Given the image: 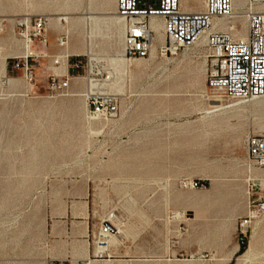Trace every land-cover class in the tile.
Segmentation results:
<instances>
[{"label":"rangeland","instance_id":"obj_1","mask_svg":"<svg viewBox=\"0 0 264 264\" xmlns=\"http://www.w3.org/2000/svg\"><path fill=\"white\" fill-rule=\"evenodd\" d=\"M34 17L48 43L31 44L28 85L6 65L25 52L16 24ZM113 17L115 0H0V264H241L243 241L245 264H264V171L245 145L264 136V97L211 93L205 43L165 53L163 31L147 58L125 59ZM224 21L234 38L247 25ZM99 94L115 117L89 119Z\"/></svg>","mask_w":264,"mask_h":264},{"label":"built area","instance_id":"obj_2","mask_svg":"<svg viewBox=\"0 0 264 264\" xmlns=\"http://www.w3.org/2000/svg\"><path fill=\"white\" fill-rule=\"evenodd\" d=\"M234 3L235 0H204L202 10L186 12L181 8V0H115L116 13L125 24L123 57L136 60L149 56L154 40L150 22L153 18L158 19L163 23L165 53L193 47L205 36L206 59L209 62L206 84L209 89L222 90L234 100L248 101L262 97L264 10L253 11L251 7L264 6V0H242L238 9L234 8ZM236 10L244 12L246 16L245 38H234L221 28H212L215 20L230 19ZM16 26L24 42L25 52L11 58L6 70L10 73L20 71L25 83L31 85L35 81V74L31 63L33 53L29 50L35 41L47 45L48 19L34 17L18 22ZM3 31V21L0 20V33ZM56 42L59 47H64L67 37L60 35ZM79 63H75V68L79 67ZM58 86L67 87L68 81L58 83ZM116 108L114 97L92 95L88 98L87 115L91 120L113 118ZM245 145L248 158L264 171V136L249 134ZM257 208L264 210V202H259ZM110 230L107 225L101 226L99 234L105 236Z\"/></svg>","mask_w":264,"mask_h":264},{"label":"bare ground","instance_id":"obj_3","mask_svg":"<svg viewBox=\"0 0 264 264\" xmlns=\"http://www.w3.org/2000/svg\"><path fill=\"white\" fill-rule=\"evenodd\" d=\"M185 1L187 2L188 0H185ZM241 2H242V0H235L234 8L238 9ZM203 3H204V0H193V4L194 5H193L192 8H190V10L191 11H195V10L198 11V10L203 9V6H204ZM251 9L253 11H260V10H264V6L251 7ZM243 14H244V16H239L240 13L237 12V10H236L235 13H234V15L231 18L232 19H235L236 17H243V18L246 19L245 13H243ZM60 17L52 16L50 18V21H51L50 24H51L52 27H55L56 28L60 24V20L63 19L65 21H67L70 18L69 15H67L65 17H61V18ZM86 18L87 19L95 20L94 17H92V15H87ZM113 20L117 24L123 23V19L120 16L113 17ZM231 23L232 22H226L224 20H215L213 22V27L212 28L213 29H215V28H221V29H225V30H233L235 28V26H233ZM150 25H151L152 30L154 31V40H153V44H152V48H153L154 47V43L162 42V31H163V34H164V30H163V23L160 20H158V19H154V18L151 19ZM246 33H247V25H246V23H243L242 24V27H241V30L239 32V37L240 38H245L246 37ZM204 41H205V36H202L201 39L195 45H197L200 42H203L204 43ZM125 61L126 60L124 58H119V59H112L110 61V63H111V66L113 68H118V67H122L124 65ZM61 73L64 74V73H66V71L65 70H62ZM210 92L213 93V94H215V95H218V96L224 98V92L222 90H213V89H211ZM262 97H264V96H262ZM262 97L253 98V99L249 100V102L250 101H253V100H256V99H259V98H262ZM228 107H230V106H225V108H228ZM216 111L217 110H214L213 112H216ZM111 236L113 237V234H111ZM114 241H116V240H114ZM111 243H110V245H111ZM108 245H109V241L102 242L101 245H98L97 253H100V252L106 250V248L108 247ZM237 249H238V246L236 247V250ZM254 254H255L254 245H253V243H250L248 245V247L237 256V260H238L239 263H241V264L244 263L245 264L246 261H248V260L251 261L254 258L253 257ZM230 258H232V257H230Z\"/></svg>","mask_w":264,"mask_h":264},{"label":"crops","instance_id":"obj_4","mask_svg":"<svg viewBox=\"0 0 264 264\" xmlns=\"http://www.w3.org/2000/svg\"><path fill=\"white\" fill-rule=\"evenodd\" d=\"M76 62H77L76 60H72L70 65H69V67H70L69 72H71L72 74L78 73V71L75 72V63Z\"/></svg>","mask_w":264,"mask_h":264},{"label":"trees","instance_id":"obj_5","mask_svg":"<svg viewBox=\"0 0 264 264\" xmlns=\"http://www.w3.org/2000/svg\"><path fill=\"white\" fill-rule=\"evenodd\" d=\"M204 185L206 186L207 183H204ZM245 244H246L245 241H243V242L241 243V245H240V252H243V251L245 250V246H246Z\"/></svg>","mask_w":264,"mask_h":264}]
</instances>
